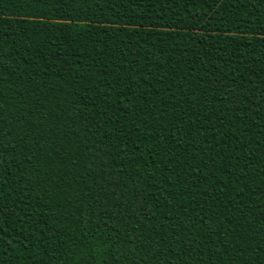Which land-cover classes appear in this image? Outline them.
<instances>
[{
    "label": "trees",
    "instance_id": "obj_1",
    "mask_svg": "<svg viewBox=\"0 0 264 264\" xmlns=\"http://www.w3.org/2000/svg\"><path fill=\"white\" fill-rule=\"evenodd\" d=\"M0 264H264V0H0Z\"/></svg>",
    "mask_w": 264,
    "mask_h": 264
}]
</instances>
